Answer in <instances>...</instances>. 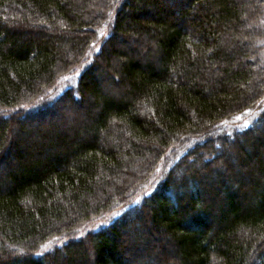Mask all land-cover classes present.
<instances>
[{"label":"trees","instance_id":"obj_1","mask_svg":"<svg viewBox=\"0 0 264 264\" xmlns=\"http://www.w3.org/2000/svg\"><path fill=\"white\" fill-rule=\"evenodd\" d=\"M263 9L0 0V264H264Z\"/></svg>","mask_w":264,"mask_h":264},{"label":"rangeland","instance_id":"obj_2","mask_svg":"<svg viewBox=\"0 0 264 264\" xmlns=\"http://www.w3.org/2000/svg\"><path fill=\"white\" fill-rule=\"evenodd\" d=\"M250 0H242V2L243 3H248ZM247 9V11H250V9H251V7L248 5V8H246ZM249 16V15H248ZM251 16V15H250ZM248 20V19H247ZM257 26L259 27V28H261L262 30L261 31H263L264 30V9H263V12H262V14L260 15V17H259V21H258V24H257ZM256 29V25H254V22H250V21H248V30L250 31L249 33H252L253 31L252 30H255ZM106 32L108 31V30H105ZM260 38V37H259ZM255 40H260V42L258 43V44H261L262 46H263V48H262V50L260 51V52H258V56H259V59H261V62H263L264 63V33L262 34L261 33V39H258V36H256L255 37ZM262 40H263V42H262ZM238 43H239V41H237ZM244 45V47H245V44H243ZM81 71V68H79V69H75V70H73L71 73H69V75H67L65 78H63L62 80H61V83H59L60 84V86L61 85H63V83L64 82H66V81H69L70 79H72L73 77H76L77 78V76L79 75V72ZM80 76V75H79ZM72 81H75V78H73V80ZM263 91L261 92V95H259V98L261 99V97H262V95L264 94V88L262 89ZM62 93V91H60L59 90V93L57 92V94L58 95H60ZM259 99V100H260ZM261 102V101H260ZM264 103V102H263ZM67 107V106H66ZM252 122V121H251ZM229 151H228V149L225 151V154H227V156L229 155H232L230 152L228 153ZM174 154V153H173ZM170 155H172V153L171 154H169L168 156H167V159L165 160V162H163L165 165L167 164V160L170 158ZM229 160H230V162L233 160L232 159V156H230L229 157ZM163 168H164V165H163ZM163 168H157V171H155L154 173H156L155 174V177H160L161 176V173L164 171V169ZM159 169V170H158ZM215 169H218L219 171L221 170V172H218V170L216 171ZM201 172V171H200ZM224 172V169H223V167H214L213 168V171L211 172V174H213V173H217V174H221V173H223ZM226 172V171H225ZM180 174V173H179ZM201 174H205L204 172H202ZM215 174H213V175H211V176H214ZM216 176V175H215ZM220 176V175H219ZM216 178L218 179L219 177H215V180L214 181H212V182H216L217 180H216ZM138 182V181H137ZM137 184H139V185H137ZM134 187H132V188H130V189H128L127 191H126V195H129L130 193H133V191L135 192V190L137 189L138 190V188L141 186L140 184H142V182L141 183H137ZM145 192L147 193V189L145 190ZM148 194V193H147ZM125 195V196H126ZM108 220H110V218H105V219H99V220H97L96 221V224L94 225V228H96L97 226H99L100 224H104V223H106ZM86 231H89L91 228L89 227V226H87L86 228ZM85 231V232H86ZM137 237H139V239H137V238H135L134 236H129V242L130 243H127L126 245H128L130 248H131V245H137V247H142V246H144L145 248L146 247H148L149 249H154V251H156L157 250V248L158 247H161V246H164L165 244H167L166 242H165V235H161V234H158V235H150V238L148 239L147 237H149L148 236V234H145L146 236V238L145 237H143L142 235H140L139 234V232H137L136 234H135ZM161 238V241L159 242V240H158V238ZM132 240V241H131ZM164 244V245H163ZM168 245V244H167ZM165 246V249H167V250H169L170 251V247H168V246ZM153 247H155V248H153ZM155 254V253H154ZM143 255V254H142ZM140 257V258H139ZM138 257V259H140V260H137V262L138 263H145L144 262V260L147 262V260H148V262H150L151 261V259L150 258H148V257H146V256H139ZM171 261H176L174 258H171V257H169V262H171ZM147 262V263H148ZM146 264V263H145ZM152 264V263H151Z\"/></svg>","mask_w":264,"mask_h":264}]
</instances>
